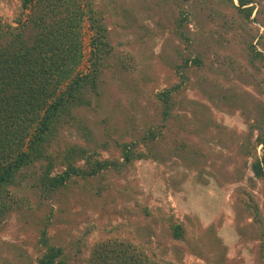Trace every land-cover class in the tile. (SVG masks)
Segmentation results:
<instances>
[{"label": "rangeland", "instance_id": "1", "mask_svg": "<svg viewBox=\"0 0 264 264\" xmlns=\"http://www.w3.org/2000/svg\"><path fill=\"white\" fill-rule=\"evenodd\" d=\"M90 1L104 17L113 55L99 94L59 129L54 148L78 143L115 158L122 142L140 141L148 128L161 134L139 142L146 157L49 197L27 172L9 187L15 203L0 218V264H35L44 228L70 264H88L96 243L114 240L159 263L264 264V181L244 155L264 105V67L249 62L247 43L264 53V27L230 8L227 17L219 8L213 12L211 0ZM250 4L253 14L264 12V0ZM171 5L188 15V47L175 31ZM26 13L20 0H0L4 22L15 24ZM82 33L79 67L86 70L92 31L85 21ZM185 49L202 64L180 66ZM177 83L160 127L157 93ZM256 151L261 154V145ZM174 223L181 224V238L172 235Z\"/></svg>", "mask_w": 264, "mask_h": 264}, {"label": "trees", "instance_id": "2", "mask_svg": "<svg viewBox=\"0 0 264 264\" xmlns=\"http://www.w3.org/2000/svg\"><path fill=\"white\" fill-rule=\"evenodd\" d=\"M253 1L211 0L210 8L215 13L219 8L225 17L230 8L244 20L257 21L264 27V12L256 9L253 14ZM20 6L21 11H27L26 17L15 19V24L4 22L0 16V218L14 207L9 187L16 186L27 172L34 178L32 185L39 193L49 197L103 170L113 168L118 172L146 157L139 142L147 143L161 134L157 127L148 128L140 141L122 142L115 158L98 157L97 150L78 143L56 150L59 129L71 123L75 110L91 106L99 94L102 74L113 55L112 46L104 17L90 0H20ZM169 9L175 31L188 47L193 42L187 28L188 15L173 5ZM84 21L92 31L86 70L79 67L84 57ZM246 54L257 70L264 67V53L252 40L247 43ZM202 62L198 55L185 49L179 65L198 67ZM178 73L181 81L186 79L182 70ZM180 85L166 86L157 93L160 127L171 112L173 93ZM253 128L257 133L247 140L244 155L252 157L253 175L264 181V105ZM257 145H261L260 155ZM249 181L255 185L253 177ZM170 227L175 238L182 237L180 223ZM40 243L35 264H70L64 248L49 241L46 228L41 231ZM88 264L173 263H159L131 243L114 240L96 243Z\"/></svg>", "mask_w": 264, "mask_h": 264}]
</instances>
